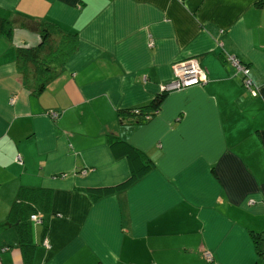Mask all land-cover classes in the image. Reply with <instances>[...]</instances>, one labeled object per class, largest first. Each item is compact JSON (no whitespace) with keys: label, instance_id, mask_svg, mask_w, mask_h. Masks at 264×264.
<instances>
[{"label":"crops","instance_id":"obj_1","mask_svg":"<svg viewBox=\"0 0 264 264\" xmlns=\"http://www.w3.org/2000/svg\"><path fill=\"white\" fill-rule=\"evenodd\" d=\"M0 16L15 19L0 33V264H264L249 236L264 229V0H0ZM20 18L78 37L39 92L18 74L16 47L39 42ZM189 58L204 81L165 91L144 122L120 121ZM109 133L154 166L94 197L129 172ZM21 187L45 192L19 238L6 217Z\"/></svg>","mask_w":264,"mask_h":264},{"label":"trees","instance_id":"obj_2","mask_svg":"<svg viewBox=\"0 0 264 264\" xmlns=\"http://www.w3.org/2000/svg\"><path fill=\"white\" fill-rule=\"evenodd\" d=\"M10 19L0 16V33L10 37L12 33L13 22ZM22 27L36 31L39 34V42L34 46H17L15 49V62L20 78L32 88L34 92L43 89L47 75L54 70L56 66H61L70 56L78 45V37L75 33L64 32L54 23L39 21L34 19H17ZM165 95V91L155 94L149 103L137 106L126 107L117 111L120 121L129 123H141L153 116L159 104ZM148 116V117H147ZM107 146L114 158H125L128 166V175L123 180L112 185L89 187L87 190L94 197L113 193L125 189L137 179L149 172L154 162L140 149L131 143L112 133L107 135ZM44 189L33 190L21 187L11 203L7 222L12 224L17 230L18 237L28 233V223L23 217H29L31 213H37L35 210V201L44 196ZM40 217V221H41ZM263 230L250 231L249 236L254 246L257 256L264 258V236ZM23 243V251L25 249Z\"/></svg>","mask_w":264,"mask_h":264},{"label":"built area","instance_id":"obj_3","mask_svg":"<svg viewBox=\"0 0 264 264\" xmlns=\"http://www.w3.org/2000/svg\"><path fill=\"white\" fill-rule=\"evenodd\" d=\"M224 58L239 72L242 86L249 89L251 93H255V90L251 87L252 81L249 76L248 65L241 62L236 55L231 53L225 54ZM205 79L206 74L197 59L189 58L171 64V77L168 81L160 84V89L162 91L180 89L189 85L201 83ZM49 115L54 117L56 113L54 111H49ZM84 171L85 170L82 169V172ZM29 217L35 221H40V217L36 213H31ZM204 255L207 260L210 259L209 252H205Z\"/></svg>","mask_w":264,"mask_h":264}]
</instances>
